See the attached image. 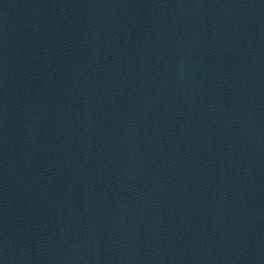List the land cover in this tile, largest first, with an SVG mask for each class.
I'll return each mask as SVG.
<instances>
[{"label":"water","instance_id":"1","mask_svg":"<svg viewBox=\"0 0 264 264\" xmlns=\"http://www.w3.org/2000/svg\"><path fill=\"white\" fill-rule=\"evenodd\" d=\"M0 264H264V0H0Z\"/></svg>","mask_w":264,"mask_h":264}]
</instances>
